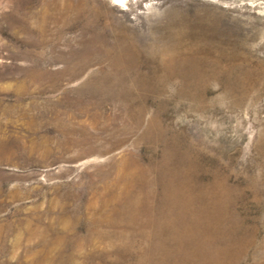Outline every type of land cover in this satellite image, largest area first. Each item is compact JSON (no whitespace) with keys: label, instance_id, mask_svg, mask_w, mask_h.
I'll return each instance as SVG.
<instances>
[{"label":"rangeland","instance_id":"obj_1","mask_svg":"<svg viewBox=\"0 0 264 264\" xmlns=\"http://www.w3.org/2000/svg\"><path fill=\"white\" fill-rule=\"evenodd\" d=\"M0 264H264V0H0Z\"/></svg>","mask_w":264,"mask_h":264},{"label":"snow or ice","instance_id":"obj_2","mask_svg":"<svg viewBox=\"0 0 264 264\" xmlns=\"http://www.w3.org/2000/svg\"><path fill=\"white\" fill-rule=\"evenodd\" d=\"M116 3H122V0H114Z\"/></svg>","mask_w":264,"mask_h":264}]
</instances>
